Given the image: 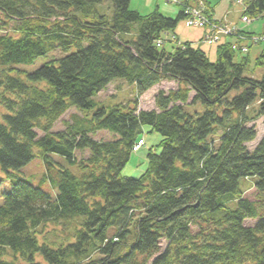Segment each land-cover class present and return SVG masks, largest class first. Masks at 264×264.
<instances>
[{
    "label": "trees",
    "instance_id": "obj_1",
    "mask_svg": "<svg viewBox=\"0 0 264 264\" xmlns=\"http://www.w3.org/2000/svg\"><path fill=\"white\" fill-rule=\"evenodd\" d=\"M110 1L108 16L102 0H0V171L35 157L50 165L51 154L80 168L59 165L54 195L12 181L0 205V264H264V75L245 76L248 59L236 62L231 43L217 46L214 62L190 42L158 47L185 19L180 7L171 19ZM244 17L264 21V0H245ZM54 51L64 56L17 68ZM115 79L134 87V100L98 104ZM165 81L176 88L139 110L138 97ZM197 103L200 115L185 111ZM70 109L82 116L53 132ZM259 119L263 135L250 149ZM143 126L161 136L160 152L148 151L140 176H124ZM99 131L112 139H93ZM250 178L254 200L239 184Z\"/></svg>",
    "mask_w": 264,
    "mask_h": 264
},
{
    "label": "rangeland",
    "instance_id": "obj_2",
    "mask_svg": "<svg viewBox=\"0 0 264 264\" xmlns=\"http://www.w3.org/2000/svg\"><path fill=\"white\" fill-rule=\"evenodd\" d=\"M183 0H130L129 9L139 13L141 16L151 14L155 9L159 14L166 18L175 19L179 12V7L183 8ZM203 7L208 14L209 22H215L216 28L209 29V27L186 26L184 19L180 20L174 29L162 34L161 39L156 41V45L162 46L166 52H173L174 49L180 44L190 42L193 46L199 47L206 55L207 58L214 62L216 60V49L218 45L224 43H231L235 46V61L238 62L241 58L246 57L248 64L245 69V76L260 80L264 75V65L257 66L256 58L259 57L264 49V21L261 17L255 19L245 18V0H202V6L194 5V8ZM97 10L101 14L110 16L112 14V4L110 0H102L101 4L97 5ZM212 14V15H211ZM210 15V17H209ZM137 25H135V28ZM135 32H133L134 34ZM212 33L218 37L215 41L211 37ZM159 42V44H158ZM64 56L59 51H54L45 57L38 58L34 65H20L18 69L24 72H32L37 67L41 66L54 58ZM171 88H176L173 82H162L159 85L151 88L149 91L138 97L139 110H152L154 109V96L158 90L167 91ZM193 94H191L190 100ZM135 98V90L132 85L127 84L121 79L113 80L102 92L96 97L95 101L98 104L109 106L117 103H127ZM189 100V101H190ZM185 111L190 114L197 113L200 115L203 111L200 104H194L185 107ZM81 117L75 109L67 111L53 126L52 131H60L64 128V124L70 121L72 116ZM90 116V115H89ZM87 116V117H89ZM257 130V136L254 142L250 143L248 147L252 149L263 135L262 120H256L251 123ZM93 139L107 141L111 140L112 136L105 132L99 131L92 136ZM140 138L143 140V146L135 153H132L128 164L122 171V175L127 177H138L146 168V155L150 149H154L157 153L160 148L157 147L161 136L155 132H150L149 127L143 126L141 128ZM77 159L85 157L86 153H76ZM51 164L47 165L44 161L35 157L26 166L19 171L11 172L10 175H5L0 171V205L3 202L5 193L11 190L12 181L18 177L28 180L33 186H38L42 190L54 195L52 189L51 178L57 177L59 165L71 171L74 175H79L80 168L78 165L69 163L65 158L58 155H50ZM256 178L247 180H240V187L244 191V197L254 200L255 189L253 183ZM227 196L219 198V202H225L229 208H235L236 202L234 200H226ZM255 220H246V226H254ZM161 246L164 247L165 243L162 242ZM22 264V263H21Z\"/></svg>",
    "mask_w": 264,
    "mask_h": 264
},
{
    "label": "built area",
    "instance_id": "obj_3",
    "mask_svg": "<svg viewBox=\"0 0 264 264\" xmlns=\"http://www.w3.org/2000/svg\"><path fill=\"white\" fill-rule=\"evenodd\" d=\"M183 12L185 16V24L186 26H197V27H206L210 25L209 29H215L216 23L215 22H209V18L207 17V14L205 12V9L203 7L194 8V5H200L202 6V0H183ZM212 39L217 41L218 37L212 33ZM159 44V42H158ZM235 48V47H233ZM141 141L138 142V144L134 147V150H136L140 145Z\"/></svg>",
    "mask_w": 264,
    "mask_h": 264
},
{
    "label": "crops",
    "instance_id": "obj_4",
    "mask_svg": "<svg viewBox=\"0 0 264 264\" xmlns=\"http://www.w3.org/2000/svg\"><path fill=\"white\" fill-rule=\"evenodd\" d=\"M212 15V14H211Z\"/></svg>",
    "mask_w": 264,
    "mask_h": 264
}]
</instances>
